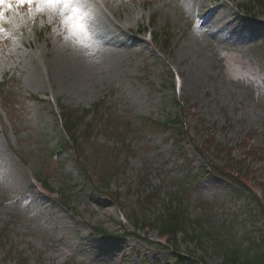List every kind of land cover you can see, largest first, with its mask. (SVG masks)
<instances>
[{"label": "rangeland", "instance_id": "1", "mask_svg": "<svg viewBox=\"0 0 264 264\" xmlns=\"http://www.w3.org/2000/svg\"><path fill=\"white\" fill-rule=\"evenodd\" d=\"M250 2L78 0L75 11L3 8L0 264H15L9 251L28 264H199L192 254L222 264L224 250H236L241 259L254 255L251 242L264 238V187L250 183L251 191L241 190L218 175L196 181L165 135H142L139 120L174 117L183 106L191 109L189 136L199 143L205 138L195 133L201 119L236 160L243 159V140L264 151V14L238 10ZM218 16L214 29L210 23ZM104 18L122 27L126 45L106 42ZM145 30H167L169 49ZM62 65L75 72L58 74ZM98 103V116L127 127L123 137L103 132L86 146L88 174L96 182L110 180L106 196L96 193L68 151L48 158L65 139L59 106L81 112ZM186 151L193 166L201 165L190 147ZM248 161L250 170H259V162ZM39 170L53 193L35 181ZM143 175L161 204L181 198L189 218L202 222L194 234L202 235L200 246L180 236L177 257L155 231L124 235V228L133 230V216H145L136 201ZM61 193L66 207L58 202Z\"/></svg>", "mask_w": 264, "mask_h": 264}, {"label": "trees", "instance_id": "2", "mask_svg": "<svg viewBox=\"0 0 264 264\" xmlns=\"http://www.w3.org/2000/svg\"><path fill=\"white\" fill-rule=\"evenodd\" d=\"M238 10L248 17L255 16L256 12L264 14V0H253L249 4L239 5ZM152 41L166 52L170 47L171 37L166 30L163 34L152 33ZM4 85L6 84H0L1 93L6 91ZM100 106L101 104L98 103L91 110H83L81 112L59 106V117L65 139L55 151L49 154L48 158L52 159L54 155H58L61 151H68L77 165L80 166L83 174L87 175L96 193L106 196L104 192L109 189L110 180L101 178L100 182H96V180H93V177H96V175L91 176L88 174V170L85 168L88 156L86 154V146L92 143V139L96 135L103 132L116 138L123 137L125 131L127 132V127H124L123 124L118 125V127H112L111 123L114 122L110 119H103V116H98L97 110ZM90 114H92L90 120H86ZM190 114V108L185 109L183 106H180L179 113L176 116L168 117L164 120H152L151 118L142 117L139 119L141 121L142 135H147V133L165 135L166 140L170 141L172 154L177 160L181 161L182 167L187 168L189 176L196 181L212 175H218L230 181L241 190L251 191L250 183H256L258 187H264V184L259 182V180H264L263 148L256 147L247 140H243L241 143V146L244 148L243 159L236 160L232 156V150L224 144L217 142L213 132L205 127L201 119L197 120L199 126L195 133H205V138L199 143L189 136V127L186 120ZM184 141H188L186 145L200 158L201 165L193 166V162L188 158L187 146L183 144ZM109 160L111 162V159ZM247 161L259 162L261 164L259 170H250V164L246 165ZM111 164L114 165V162ZM258 171L259 173H257ZM34 178L45 191L53 193V189L49 185V176L47 174L43 175L42 170H39ZM32 189H34V186ZM137 189L138 195L136 201L139 206L138 208H140L145 216L144 219L138 218L137 215L133 216L130 219L133 230L129 232L128 229L124 228V235L139 238L138 235L141 233L145 235L148 231H155L160 238V242L158 243L162 244L165 249L174 252L177 257L181 255L178 250L180 246L178 239L180 236L184 240H190L191 243H195L197 246L201 245L202 235L194 234L195 228L201 227L202 222L199 220L193 221L189 218L187 207L183 204L181 198H168L167 202H162L161 204L158 197L159 191L153 188L150 189L148 180L144 175L139 178ZM253 193L255 192L253 191ZM64 198V195L61 193L58 202L63 207H66ZM115 201L117 202V200ZM157 205L161 206L160 209L157 208ZM259 208L264 226V207L262 205ZM93 230L99 235H110L101 227H93ZM1 247H3V238L0 231ZM251 248L255 249L254 255L242 259L236 250L222 251V264H264V238L258 239L257 242H251ZM192 258L199 262V264H206L203 257H196L192 254ZM8 259L13 260L15 264H28L26 257H22L21 254H17L16 256L11 251H9Z\"/></svg>", "mask_w": 264, "mask_h": 264}, {"label": "snow or ice", "instance_id": "3", "mask_svg": "<svg viewBox=\"0 0 264 264\" xmlns=\"http://www.w3.org/2000/svg\"><path fill=\"white\" fill-rule=\"evenodd\" d=\"M78 0H0V24L3 23L5 12L3 8L7 6L9 9L13 5L16 6H28L30 9L35 7L37 11L44 12L46 10H60L75 11L72 9V5L77 4ZM0 27V31H2Z\"/></svg>", "mask_w": 264, "mask_h": 264}, {"label": "bare ground", "instance_id": "4", "mask_svg": "<svg viewBox=\"0 0 264 264\" xmlns=\"http://www.w3.org/2000/svg\"><path fill=\"white\" fill-rule=\"evenodd\" d=\"M218 7L219 6L213 7L210 10L211 13H214ZM221 20H222V16H218V18L214 22L210 23V26L215 29ZM100 31H101L102 37L106 40L107 43L126 45L125 41L122 40L120 36L123 33L122 32L123 29L120 25L118 26V24L114 22L106 21V19L104 18L102 19V23L100 25ZM66 69H68L69 71L72 70L73 73L75 72V70L71 66H68V65H62L60 68L56 67V72H58L59 74V73H62V71Z\"/></svg>", "mask_w": 264, "mask_h": 264}]
</instances>
